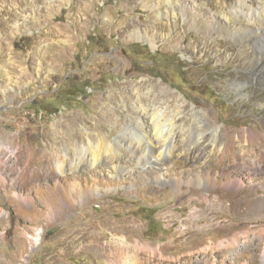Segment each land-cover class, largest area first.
<instances>
[{
    "label": "rangeland",
    "instance_id": "374dc122",
    "mask_svg": "<svg viewBox=\"0 0 264 264\" xmlns=\"http://www.w3.org/2000/svg\"><path fill=\"white\" fill-rule=\"evenodd\" d=\"M5 1L0 60L26 70H9L19 82L0 91V264H264V72L242 61L236 38L215 33L210 45L179 12L177 24H153L139 0ZM196 1L220 6L186 0L192 16ZM148 26L167 36L154 45L130 36ZM135 89L174 93L216 130L190 132L196 156L161 164L160 180L154 165L118 179L81 172L93 193L79 199L68 175L48 173L51 150L79 122V135L121 119L130 127Z\"/></svg>",
    "mask_w": 264,
    "mask_h": 264
},
{
    "label": "bare ground",
    "instance_id": "6f19581e",
    "mask_svg": "<svg viewBox=\"0 0 264 264\" xmlns=\"http://www.w3.org/2000/svg\"><path fill=\"white\" fill-rule=\"evenodd\" d=\"M44 1L45 3L48 2L46 4L49 6L53 4V0ZM4 2L6 1L4 0ZM139 2L142 4L144 10L147 11L153 24L160 23V20H163V18H167L169 24H177L176 18L179 12L187 19L189 24L201 31L206 41L210 42V45L215 42V33L221 36L220 38H236L241 57L243 58L242 61L246 63L253 61L255 62L256 70L264 72V0H256L255 2L253 0H236L230 7L227 6L226 1L224 4H221L220 0H218L220 3L218 9H213L211 4L206 1H196V9L194 8V11L198 13L197 16L190 14L192 12H189L186 0H139ZM37 10L33 8L29 13H24V17L35 16ZM207 12L208 14H206ZM134 29L130 33L131 37L146 39L151 41L153 45L158 37L167 36V33L159 32L155 26H148L143 31H140L138 28ZM184 40L185 38L181 37L179 43H183ZM193 43L196 44V41L194 40ZM225 58H227V54ZM6 60L10 59L0 60V91L2 92H7L6 84L8 82H11L15 78L19 82V77L10 75L9 70L12 72H25L26 70L23 67L18 69L11 64L7 66ZM39 69L40 66L37 70ZM229 80L236 87L245 86L233 76H230ZM158 85V82L154 84L156 87ZM123 86L125 90L129 88V84H124ZM167 94L163 98L162 96L151 97L148 93L141 91V89H135L133 95H128L131 113L130 119L134 122L130 127L127 126V119H121L111 122L113 130L110 132H107L105 128H100L101 131L95 135L90 133L79 135L77 127L84 125L82 122H79V124L72 127L68 135V141L64 144L65 147L60 149L55 146L51 150L49 157L47 156L46 162L50 166L48 173L61 177L68 175L71 179L70 188L75 190L79 199H86L93 192H85L81 188L79 183L81 172H89L91 170L99 172L104 169L111 174L112 178L118 179L120 176L128 177L133 173L143 174L148 171V165H154V168H158L159 170L157 174L155 173L154 177L160 180L165 172L163 167L160 168L161 164L169 166L176 161L191 162L192 158L196 155L195 151L192 152L187 146V136L190 135V132L196 128H198L197 131H200V133L204 132V130L212 132L216 129L203 119L204 112L190 106L186 101H183L177 95L175 96L172 92ZM174 97L175 99L172 100ZM185 110L186 112L184 113ZM130 131L138 133V138L134 142L128 140L127 135ZM114 132L116 133V137L112 140L111 136ZM200 138L198 137V139ZM33 155L32 162H34L35 168L42 169L44 164L43 158L35 156V154ZM204 181L210 182L211 180L205 179ZM198 184L200 185V183Z\"/></svg>",
    "mask_w": 264,
    "mask_h": 264
}]
</instances>
